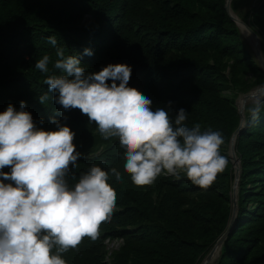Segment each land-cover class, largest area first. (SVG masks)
<instances>
[{
    "label": "trees",
    "instance_id": "16d2710c",
    "mask_svg": "<svg viewBox=\"0 0 264 264\" xmlns=\"http://www.w3.org/2000/svg\"><path fill=\"white\" fill-rule=\"evenodd\" d=\"M240 1L233 0L232 9L260 34L264 54V0L249 14L240 12ZM225 4L0 0V112L9 104L19 111L24 101L37 128L55 130L53 119L69 126L81 153L78 167L70 165L69 186L97 165L109 172L116 192L111 220L100 226L95 241L85 238L63 253L66 264H200L226 231L235 178L227 152L241 119L236 97L264 85V69ZM51 36L66 56L80 60L86 73L109 64L129 65L128 86L151 99L153 111L163 108L174 118L184 108L186 126L199 123L202 131H219L227 165L215 182L205 190L183 174L179 180L161 174L151 185L133 184L124 171L125 150L118 138L103 139L94 122L79 109L65 110L56 102L58 94L43 83L46 74L35 63L45 54L55 60V47L47 39ZM253 105L247 107L246 125L236 141L242 169L238 214L215 264H264V99L255 121L248 112ZM113 167L121 173L120 182L110 172ZM118 239L123 240L120 247L108 255L106 240Z\"/></svg>",
    "mask_w": 264,
    "mask_h": 264
},
{
    "label": "clouds",
    "instance_id": "9594fccd",
    "mask_svg": "<svg viewBox=\"0 0 264 264\" xmlns=\"http://www.w3.org/2000/svg\"><path fill=\"white\" fill-rule=\"evenodd\" d=\"M47 39L56 58L45 54L35 63L46 74L43 83L58 94L56 102L65 110L79 109L94 122L103 139L118 138L125 150L124 171L133 184L151 185L161 174L178 180L183 174L205 190L215 182L227 165L219 131H202L199 123L186 126L184 108L174 118L163 108L153 111L151 99L128 86L129 65L109 64L86 73L77 57L66 56L57 46L54 36ZM248 112L258 120L261 103ZM52 122L55 130L37 128L24 101L19 111L9 104L0 112V264H66L62 254L85 238L95 241L116 209L109 172L100 166L92 165L69 186L70 165L78 167L81 153L71 128ZM5 167L11 171H2ZM110 172L121 181L115 167Z\"/></svg>",
    "mask_w": 264,
    "mask_h": 264
},
{
    "label": "water",
    "instance_id": "95a60500",
    "mask_svg": "<svg viewBox=\"0 0 264 264\" xmlns=\"http://www.w3.org/2000/svg\"><path fill=\"white\" fill-rule=\"evenodd\" d=\"M232 1L233 0H226L225 8H226L227 12L229 13V15L231 16V18L236 22V24L240 28L241 32H243L242 31V28L240 26V21L234 15V10L232 9ZM241 21L243 22V24H245L247 26H248V24L251 25V23L244 21L242 18H241ZM249 31L255 37V43H254L255 55H256V57H257L260 65H261V67L264 69V54H263V51H262L261 36L257 32V30L255 28H253L252 26H249ZM263 87H264V85H263ZM251 91H249L247 93L241 94L240 95V99L242 98L244 100V102H247V100L249 98V93ZM258 102L261 103L262 100L261 101H258ZM236 105L238 107V112L240 114V118L241 119H240V124H239L238 128L232 134L231 141H230V145H229V147H230L231 146V143L233 142V140H235V150H234V154L231 153L230 148H229V153H228V155L231 158V161L233 162L234 167H235L234 174L236 172V164L237 163L239 164L238 173H237V175L234 178V181H233V184H232V189H231L232 215H231L230 221L228 223V226L226 228V231L217 240V242L215 243V245L213 246V248L211 249V251L206 255V257L202 260V262L200 264H210V262L213 259V256H214V253H215V250H216L217 247H220V251H221L222 246H223L225 240L227 239L229 233L231 232V230H232V228H233V226L235 224L236 217H237V214H238V208H239V187H240L239 184H240V175H241L242 169H241V160H240V157L238 156L237 151H236V141H237L238 136L241 134L242 129L246 125V115H244L242 113V109L239 106V102H236ZM236 189H237V194L233 196L232 191H234Z\"/></svg>",
    "mask_w": 264,
    "mask_h": 264
},
{
    "label": "rangeland",
    "instance_id": "374dc122",
    "mask_svg": "<svg viewBox=\"0 0 264 264\" xmlns=\"http://www.w3.org/2000/svg\"><path fill=\"white\" fill-rule=\"evenodd\" d=\"M259 1L260 0H241L240 2H239V9H240V12L242 13V14H249L250 13V11H251V9H252V7L255 5V4H257V3H259ZM234 14L236 15V16H238L239 18H240V16L236 13V12H234ZM241 19V18H240ZM249 21H250V19H248ZM242 35H243V38H244V40H245V42H246V44H247V46L253 51V53H254V55H255V51H254V45L252 44V42H250V40L246 37V35L242 32ZM261 41H262V37H261ZM255 57H256V55H255ZM257 58V57H256ZM258 60V59H257ZM252 75H250V77H251ZM261 86H263V85H260V86H257V87H255V88H259V87H261ZM255 88H253V89H255ZM252 89V90H253ZM227 94H229V95H231V91H228L227 92ZM241 94H243V93H240L237 97H236V102H239L240 101V95ZM264 99V97L263 98H261L259 101H261V100H263ZM256 102H258V101H253V102H248L247 103V105H246V108H245V115H247V107L248 106H251V105H253V104H255ZM230 148V147H229ZM230 151H231V148H230ZM227 153H229V149H228V152ZM122 241L121 240H114V241H108V240H106V243H107V249H108V255H110L111 253H112V250L114 249V244H120ZM218 257H219V255L217 256V257H215L214 259V262H212V264H215V262H216V260L218 259ZM213 260V259H212ZM211 263V262H210Z\"/></svg>",
    "mask_w": 264,
    "mask_h": 264
},
{
    "label": "bare ground",
    "instance_id": "6f19581e",
    "mask_svg": "<svg viewBox=\"0 0 264 264\" xmlns=\"http://www.w3.org/2000/svg\"><path fill=\"white\" fill-rule=\"evenodd\" d=\"M235 15V14H234ZM236 16V15H235ZM238 18V20L240 21V26L242 28L243 33L246 35V37L250 40V42H252V44L254 45L255 43V38L254 36L250 33L249 28H247V26L245 24H243V22L241 21V19L236 16ZM264 97V87L261 86L259 88H255L253 89L250 93H249V98L247 100V102H244V100L241 98L239 101V106L242 109V113L245 115V108L248 102H253V101H259L261 98ZM231 153L234 154V150H235V140H233V142L231 143ZM238 169H239V164H236V172H235V176L238 173ZM233 196L237 194V189L232 191ZM218 255H220V247H217L213 256V260L211 261L210 264H212V262H214V258L217 257Z\"/></svg>",
    "mask_w": 264,
    "mask_h": 264
},
{
    "label": "built area",
    "instance_id": "2783aa9c",
    "mask_svg": "<svg viewBox=\"0 0 264 264\" xmlns=\"http://www.w3.org/2000/svg\"><path fill=\"white\" fill-rule=\"evenodd\" d=\"M118 240H121L122 242H123V240L122 239H118ZM109 241V240H108ZM114 241V240H113ZM121 242V243H122ZM121 243L119 244H114V249H118L119 247H120V245H121Z\"/></svg>",
    "mask_w": 264,
    "mask_h": 264
}]
</instances>
